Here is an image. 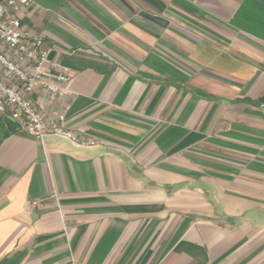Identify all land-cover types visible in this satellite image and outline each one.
I'll return each instance as SVG.
<instances>
[{
    "label": "crops",
    "instance_id": "crops-1",
    "mask_svg": "<svg viewBox=\"0 0 264 264\" xmlns=\"http://www.w3.org/2000/svg\"><path fill=\"white\" fill-rule=\"evenodd\" d=\"M70 69L34 89L95 145L0 113V264H264V0H32Z\"/></svg>",
    "mask_w": 264,
    "mask_h": 264
},
{
    "label": "built area",
    "instance_id": "built-area-1",
    "mask_svg": "<svg viewBox=\"0 0 264 264\" xmlns=\"http://www.w3.org/2000/svg\"><path fill=\"white\" fill-rule=\"evenodd\" d=\"M31 1L0 0V113H6L22 131L41 142L57 135L80 146L95 145V140L66 128L64 114L46 118L32 99L37 88L52 96L61 94L71 73L68 67L49 59L42 39L23 26L21 13Z\"/></svg>",
    "mask_w": 264,
    "mask_h": 264
}]
</instances>
